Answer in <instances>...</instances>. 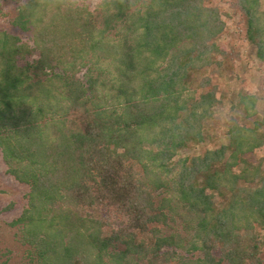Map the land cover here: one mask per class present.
I'll return each instance as SVG.
<instances>
[{
    "label": "trees",
    "instance_id": "16d2710c",
    "mask_svg": "<svg viewBox=\"0 0 264 264\" xmlns=\"http://www.w3.org/2000/svg\"><path fill=\"white\" fill-rule=\"evenodd\" d=\"M220 2L264 62L262 0H0L14 29L0 28V155L28 188L9 222L20 264H264V115L245 92L218 111L238 57L218 43L233 17Z\"/></svg>",
    "mask_w": 264,
    "mask_h": 264
},
{
    "label": "rangeland",
    "instance_id": "374dc122",
    "mask_svg": "<svg viewBox=\"0 0 264 264\" xmlns=\"http://www.w3.org/2000/svg\"><path fill=\"white\" fill-rule=\"evenodd\" d=\"M25 0H21L23 2ZM100 0H85V2L90 3V6L94 8ZM262 8L264 9V0H262ZM220 6L223 12L232 15L233 17H228L226 15L223 18L227 21V31L219 38L218 43L223 47L226 52L231 49V47L236 48V53L238 57L236 58L233 65V72L226 69L219 74L217 84L216 97L218 99L224 100L225 106L221 108L217 106L218 111L222 115L231 111V107L234 104H238V95L240 92H245L247 94H258L257 110L259 111V117L264 115V94L258 91V83L260 75L264 73V62L256 56L255 48L249 45L247 42L239 39L236 33V25L234 23L235 16L233 11L230 9L228 4L220 2ZM6 28L11 31L7 18L0 19V28ZM236 118H240V113L235 107L232 112ZM229 121V119L227 120ZM251 122V120H249ZM222 142H227L225 137H222ZM194 150H199L195 148H187L180 152L182 155H189ZM264 156V151H258L252 155V161L256 162L260 157ZM28 192V188L16 181L14 177L6 173V166L4 164L3 158L0 155V254L5 252V248H11L15 251V254L10 264H20L22 256H24L25 249L17 241L18 238L15 236L16 229L9 225L13 219L20 216L24 207L26 206L27 199L25 194ZM12 208L5 210V207L11 206ZM18 253H17V252ZM6 257L1 258L3 261Z\"/></svg>",
    "mask_w": 264,
    "mask_h": 264
}]
</instances>
